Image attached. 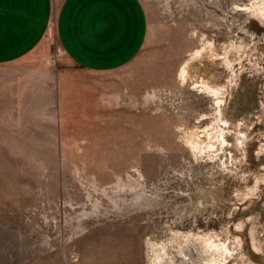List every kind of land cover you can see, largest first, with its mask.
<instances>
[{
	"label": "rangeland",
	"instance_id": "obj_1",
	"mask_svg": "<svg viewBox=\"0 0 264 264\" xmlns=\"http://www.w3.org/2000/svg\"><path fill=\"white\" fill-rule=\"evenodd\" d=\"M140 1L120 69L0 65V264H264V0Z\"/></svg>",
	"mask_w": 264,
	"mask_h": 264
},
{
	"label": "crops",
	"instance_id": "obj_2",
	"mask_svg": "<svg viewBox=\"0 0 264 264\" xmlns=\"http://www.w3.org/2000/svg\"><path fill=\"white\" fill-rule=\"evenodd\" d=\"M0 0V65L30 56L53 25L77 67L108 72L141 51L148 19L140 0Z\"/></svg>",
	"mask_w": 264,
	"mask_h": 264
},
{
	"label": "bare ground",
	"instance_id": "obj_3",
	"mask_svg": "<svg viewBox=\"0 0 264 264\" xmlns=\"http://www.w3.org/2000/svg\"><path fill=\"white\" fill-rule=\"evenodd\" d=\"M54 28H55V27H54ZM198 53H199V51H197V52H195L194 54H192V56H197ZM186 256H187V255H186ZM188 258H189V256H188ZM188 258L185 259V262H184L183 264H187V263L190 261V260H189V261L187 262V259H188ZM165 260H166V259H165ZM162 261H163V263H164V259H163ZM169 262H170V260H169ZM182 262H183V261H182ZM186 262H187V263H186ZM163 263H162V264H163ZM166 263H167V261H166ZM195 263H196V262H195ZM195 263H194V264H195ZM202 263H203V261H202ZM168 264H171V263H168ZM189 264H190V262H189ZM203 264H204V263H203ZM205 264H215V262H214V261H209V262H206Z\"/></svg>",
	"mask_w": 264,
	"mask_h": 264
}]
</instances>
